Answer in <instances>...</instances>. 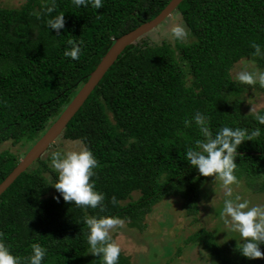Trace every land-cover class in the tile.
Returning a JSON list of instances; mask_svg holds the SVG:
<instances>
[{
	"label": "trees",
	"instance_id": "16d2710c",
	"mask_svg": "<svg viewBox=\"0 0 264 264\" xmlns=\"http://www.w3.org/2000/svg\"><path fill=\"white\" fill-rule=\"evenodd\" d=\"M170 1L103 0L95 10L55 0L50 14L44 11L49 0L0 5V144L36 142L113 41L153 20ZM59 13L65 25L57 33L47 21ZM174 17L188 30L189 42L152 43L146 35L127 47L63 132L62 139L82 141L96 157L90 182L104 194L103 210L57 202L56 192L44 199L58 174L41 159L0 196V241L22 264L34 243L46 249L42 264H103L90 252L85 217L115 216L143 231L152 208L173 196L195 222L206 177L190 169L184 153L202 137L184 120L197 111L209 117L214 132L222 126L261 129L238 148L234 175L248 190L264 194V125L243 109V94L253 90L264 97V87L241 85L231 76L243 60L264 70V0H184ZM69 39L82 42L78 61L63 55ZM253 44L261 45L260 56L252 55ZM20 159L0 153V184ZM133 194H139L136 201ZM185 244L201 247L208 264H264L241 256L239 247L226 256L205 230ZM153 259L142 257L146 264ZM118 264H131L130 258L120 252Z\"/></svg>",
	"mask_w": 264,
	"mask_h": 264
},
{
	"label": "clouds",
	"instance_id": "9594fccd",
	"mask_svg": "<svg viewBox=\"0 0 264 264\" xmlns=\"http://www.w3.org/2000/svg\"><path fill=\"white\" fill-rule=\"evenodd\" d=\"M75 7H91L95 10L103 7V0H72ZM50 6L44 11L51 13L56 5L55 0H49ZM64 13H59L47 21L48 29L59 33L64 28ZM189 36L183 24L176 25L170 30L173 41L183 42ZM81 43L76 39H69V48L63 53L65 57L79 60ZM253 56H260L261 45L253 44ZM249 63H252L251 61ZM235 80L241 85H256L264 87V70L248 71L247 68L237 72ZM254 119L264 125V112L255 111ZM191 121V123H190ZM198 129L201 139L195 141L194 147H189L184 153V161L195 169L201 177H212L219 181L223 188L225 199L221 218L229 232H237L242 240L239 253L246 259H264L261 245H264V205H252L239 194H234L232 185L237 184L234 162L238 156V148L245 141H251L259 136V127L249 132L239 127L222 126L215 132L212 130L209 117L197 111L191 120L185 119V127L193 125ZM77 147L67 151H53L50 156V166L56 170L57 179L51 187L58 193L53 199L57 202L62 198L64 202H71L76 206L90 208L100 207L103 210L104 194L95 190L94 169L98 161L92 151L82 141L74 142ZM113 203H116L113 198ZM84 223L88 228L87 243L94 256L102 258L103 264H118L120 246L112 239L111 232L123 221L115 216L85 217ZM32 255L26 258L27 264H42L46 249L38 243L31 245ZM0 264H22L19 257L13 256L4 242L0 241Z\"/></svg>",
	"mask_w": 264,
	"mask_h": 264
},
{
	"label": "rangeland",
	"instance_id": "374dc122",
	"mask_svg": "<svg viewBox=\"0 0 264 264\" xmlns=\"http://www.w3.org/2000/svg\"><path fill=\"white\" fill-rule=\"evenodd\" d=\"M25 1L0 0V5L4 8H18ZM179 24L177 17L170 18L147 36L152 43L160 44L166 41L174 46L177 41L171 39L170 30ZM183 42H189L188 38ZM245 68L248 71L257 69L253 63L243 60L232 69L231 76L233 80H235L237 72ZM243 109L246 114H254L255 111L264 110V97L256 91L248 90L243 94ZM53 122L54 120L49 126ZM34 143L18 144L16 146H13L10 142L3 143L0 144V153L9 152L17 158H21ZM75 147L77 145L74 142L64 140L61 137L55 142V147L50 148L41 160L51 170L56 171L50 166L51 153L53 151H67ZM35 167L36 164L31 169ZM44 175L50 180L48 173ZM232 188L234 194H239L242 199L248 200L250 206L264 205V194L253 193L245 187L244 183L238 182L232 185ZM200 192L199 214L195 222L186 215L183 200L173 196L163 199L152 208V212L143 221L145 226L143 231L130 228L128 223L123 222L122 226H118L110 233L112 239L120 246V252L130 258L131 264H146L147 261L143 262L142 257L147 253L154 257V264H208L210 263L208 256L201 247L185 244V241L195 232L205 230L214 235L215 242L220 248H226L225 255L228 256V252L233 247H240L242 240L239 233L228 231L221 218L223 200L226 198L221 183L213 180L212 177H206V181L201 185ZM54 193L55 190L51 187L50 192L44 199ZM132 198V201H136L139 194H133ZM127 203L128 201L121 203V205Z\"/></svg>",
	"mask_w": 264,
	"mask_h": 264
},
{
	"label": "water",
	"instance_id": "95a60500",
	"mask_svg": "<svg viewBox=\"0 0 264 264\" xmlns=\"http://www.w3.org/2000/svg\"><path fill=\"white\" fill-rule=\"evenodd\" d=\"M184 0H171L165 9L153 20L142 24L132 32L121 36L113 41V44L102 57L95 70L88 76L86 83L77 91L75 96L64 108L57 119L49 126L42 136L33 144L30 150L21 157L15 169L0 184V196L14 183V181L35 162L40 160L50 148L55 147V142L62 137L64 130L69 122L84 105L91 93L97 87L107 71L117 61L123 51L145 37L152 31L156 30L168 18Z\"/></svg>",
	"mask_w": 264,
	"mask_h": 264
}]
</instances>
